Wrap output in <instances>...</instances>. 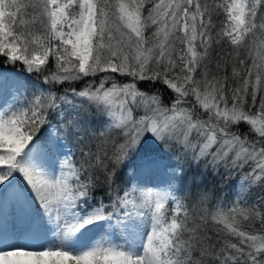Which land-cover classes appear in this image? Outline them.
Masks as SVG:
<instances>
[{
	"label": "snow or ice",
	"instance_id": "snow-or-ice-1",
	"mask_svg": "<svg viewBox=\"0 0 264 264\" xmlns=\"http://www.w3.org/2000/svg\"><path fill=\"white\" fill-rule=\"evenodd\" d=\"M0 61V264H264V0H0Z\"/></svg>",
	"mask_w": 264,
	"mask_h": 264
},
{
	"label": "trees",
	"instance_id": "trees-1",
	"mask_svg": "<svg viewBox=\"0 0 264 264\" xmlns=\"http://www.w3.org/2000/svg\"><path fill=\"white\" fill-rule=\"evenodd\" d=\"M9 70H13V71L17 72L18 74L26 75L25 73H23V69L19 65L13 67L11 65L3 64V62L0 61V72L4 73L6 76L9 77L10 76L8 74ZM229 74H230V69H229ZM17 78H20V77L17 76ZM140 87L142 89L147 90V86L144 84H141ZM168 95H170V93H164V99H165L166 103H167ZM240 132L241 133H247L248 132V126L247 125L241 126ZM194 175H195L197 181H199L201 179L203 180V182L199 184V188L203 189L204 191L209 192L214 198H219L221 195H223L225 197V199H228V200L232 199V196L230 195V193L233 192L235 187H236V181L235 180L229 181L228 185H226V186H222L220 183V180L218 178H214L210 175L200 177V175L198 173L190 171L185 176V183H191ZM195 190L196 189L194 188L193 191H195ZM213 203H215V199L213 200ZM256 227L257 228L260 227L258 223L256 224Z\"/></svg>",
	"mask_w": 264,
	"mask_h": 264
},
{
	"label": "rangeland",
	"instance_id": "rangeland-1",
	"mask_svg": "<svg viewBox=\"0 0 264 264\" xmlns=\"http://www.w3.org/2000/svg\"><path fill=\"white\" fill-rule=\"evenodd\" d=\"M8 74L10 75L9 76L10 78H17V76L22 78L23 76L22 74H18L13 70H9ZM21 216H22V211L18 207L14 210L11 206H0V229L4 227L11 228L13 222L19 224Z\"/></svg>",
	"mask_w": 264,
	"mask_h": 264
}]
</instances>
